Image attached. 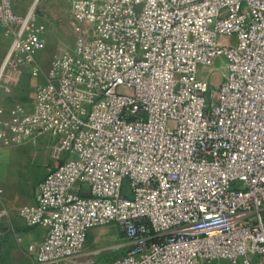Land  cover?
<instances>
[{
  "label": "built area",
  "instance_id": "1",
  "mask_svg": "<svg viewBox=\"0 0 264 264\" xmlns=\"http://www.w3.org/2000/svg\"><path fill=\"white\" fill-rule=\"evenodd\" d=\"M71 12L75 45L39 82L44 27L0 0V89L23 67L34 79L30 108L0 105V151L50 137L56 161L18 211L46 231L36 264H96L89 235L110 225L128 248L106 264H264V0H72Z\"/></svg>",
  "mask_w": 264,
  "mask_h": 264
},
{
  "label": "rangeland",
  "instance_id": "2",
  "mask_svg": "<svg viewBox=\"0 0 264 264\" xmlns=\"http://www.w3.org/2000/svg\"><path fill=\"white\" fill-rule=\"evenodd\" d=\"M71 4L72 0H19V10L16 12L21 15L33 13L37 23L44 27L42 36L46 41V48L36 55V62L41 69L39 82L46 81L54 56L71 50L75 45ZM225 72V62L217 60L214 66L205 71L204 77L216 85ZM33 85L30 68H21L18 73L12 74L10 92L5 93L6 99L13 104L21 103L30 108ZM50 146V142L42 138L11 148L13 156L6 158L4 167L9 176L12 169L17 182L9 187L0 183V189H3V193H0V203L4 202L5 189L15 192L9 200L13 204L16 201L26 203L36 195L38 184L56 166ZM11 158L13 159L10 163ZM9 211H4L3 219H0V264H36L34 253L30 250L31 244L26 242L31 241L32 236L26 234L22 238L19 219H14V211ZM125 242L116 225L97 228L89 235L86 252L96 257V264H106L125 254L128 248Z\"/></svg>",
  "mask_w": 264,
  "mask_h": 264
},
{
  "label": "crops",
  "instance_id": "3",
  "mask_svg": "<svg viewBox=\"0 0 264 264\" xmlns=\"http://www.w3.org/2000/svg\"><path fill=\"white\" fill-rule=\"evenodd\" d=\"M18 5H19V0H14L15 12L18 9ZM10 44H11V38L5 34L3 27L0 25V65H1L2 60L4 59V57L6 55V52L8 51V49L10 47ZM5 93L6 92L3 89H0V105L8 107V106H11L13 103L10 100L6 99L7 97L5 96ZM42 138H44L50 142V145H51L50 147H51V150L53 151V140L50 137H40V138H37L36 140H40ZM37 144H38V142H37ZM11 148H5V149L0 151V183H3V185L5 187H9L13 183L17 182L14 178L12 169H10L11 176H9L5 170V167H4L5 163H6V158L13 156L14 152ZM52 155H53V152H52ZM12 159L13 158H11L10 163L12 162ZM0 191H1L0 193H3V189H0ZM4 192H5L4 202L0 203V219H3L2 213L4 211H6L7 213L9 210L14 211V215H15L14 219H19V222L21 224V226H19V229L21 230L22 238H24V236L26 234H29L30 236H32V239H31V241H26V242H28L31 245H38L44 238V235L46 232L45 229H43V228H25V226H24L23 222L21 221L19 214L17 212V211H19V209L22 206L33 204L35 201V195H34V197L28 199L26 201V203H24L22 201H16L13 204L9 200L12 199V193H15V192L8 191L7 189H5ZM17 194H18V192H17ZM16 199H17V197H16Z\"/></svg>",
  "mask_w": 264,
  "mask_h": 264
},
{
  "label": "bare ground",
  "instance_id": "4",
  "mask_svg": "<svg viewBox=\"0 0 264 264\" xmlns=\"http://www.w3.org/2000/svg\"><path fill=\"white\" fill-rule=\"evenodd\" d=\"M31 13V12H30Z\"/></svg>",
  "mask_w": 264,
  "mask_h": 264
}]
</instances>
